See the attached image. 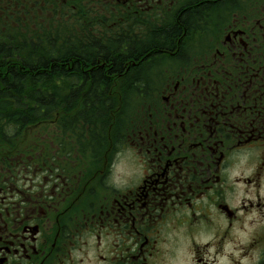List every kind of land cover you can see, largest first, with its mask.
<instances>
[{
    "label": "flooded vegetation",
    "instance_id": "obj_1",
    "mask_svg": "<svg viewBox=\"0 0 264 264\" xmlns=\"http://www.w3.org/2000/svg\"><path fill=\"white\" fill-rule=\"evenodd\" d=\"M26 8L175 44L143 113L0 140V264H264V0H0Z\"/></svg>",
    "mask_w": 264,
    "mask_h": 264
},
{
    "label": "trees",
    "instance_id": "obj_2",
    "mask_svg": "<svg viewBox=\"0 0 264 264\" xmlns=\"http://www.w3.org/2000/svg\"><path fill=\"white\" fill-rule=\"evenodd\" d=\"M7 16L0 15V140L8 142L33 130L40 118H125L143 113L145 100L153 101L155 91L147 93L146 88L161 77L154 73V54L175 44V30L142 43L86 41L80 37L96 34L91 25L77 26L48 11L32 14L26 8L17 26L10 22V13ZM127 65L131 71L114 88L115 68L122 72Z\"/></svg>",
    "mask_w": 264,
    "mask_h": 264
},
{
    "label": "rangeland",
    "instance_id": "obj_3",
    "mask_svg": "<svg viewBox=\"0 0 264 264\" xmlns=\"http://www.w3.org/2000/svg\"><path fill=\"white\" fill-rule=\"evenodd\" d=\"M129 115V114H128ZM28 136H30V134H27ZM27 137V136H26Z\"/></svg>",
    "mask_w": 264,
    "mask_h": 264
}]
</instances>
